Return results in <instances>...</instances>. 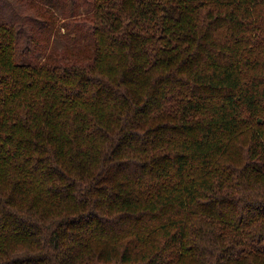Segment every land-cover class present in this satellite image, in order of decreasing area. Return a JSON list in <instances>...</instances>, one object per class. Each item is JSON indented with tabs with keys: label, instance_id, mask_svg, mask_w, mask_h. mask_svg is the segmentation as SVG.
<instances>
[{
	"label": "trees",
	"instance_id": "trees-1",
	"mask_svg": "<svg viewBox=\"0 0 264 264\" xmlns=\"http://www.w3.org/2000/svg\"><path fill=\"white\" fill-rule=\"evenodd\" d=\"M0 264H264V0H0Z\"/></svg>",
	"mask_w": 264,
	"mask_h": 264
}]
</instances>
